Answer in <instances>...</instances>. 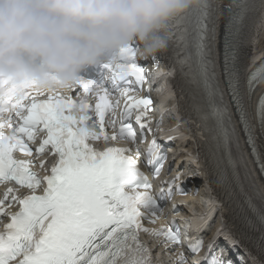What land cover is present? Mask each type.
Returning <instances> with one entry per match:
<instances>
[{
    "label": "snow or ice",
    "instance_id": "snow-or-ice-1",
    "mask_svg": "<svg viewBox=\"0 0 264 264\" xmlns=\"http://www.w3.org/2000/svg\"><path fill=\"white\" fill-rule=\"evenodd\" d=\"M220 7L215 0H199L165 25L161 39L183 81L193 135L203 146L211 182L224 202L238 210L242 225L258 234L255 246L264 260V195L247 170L213 60ZM222 9L224 83L264 176L242 83L243 46L252 23L264 13V0H226ZM138 51L132 44L114 62L102 65L98 78L79 77L68 89L70 95L62 88L35 90L34 84L24 85L21 92L0 82V186L5 188L0 195V264H161L141 234L160 241L165 249L176 246L174 264H188L179 251L176 222L155 227L173 190L172 185L167 192L162 187L154 197L142 171V166L148 167L158 178L167 157L156 139L164 130L163 116L155 120L153 131V101L140 94L148 80L137 63ZM260 84L264 62L247 76L249 100ZM256 118L264 128V96ZM149 135L144 161L137 138L145 143ZM119 144L133 147L112 146ZM48 156L55 158L50 167ZM21 191L28 194L21 196ZM176 193L183 195L184 190L177 187ZM16 206L18 211H8ZM202 247L199 239L188 250L198 254ZM213 248L209 245L205 264H225L211 255Z\"/></svg>",
    "mask_w": 264,
    "mask_h": 264
},
{
    "label": "clouds",
    "instance_id": "clouds-1",
    "mask_svg": "<svg viewBox=\"0 0 264 264\" xmlns=\"http://www.w3.org/2000/svg\"><path fill=\"white\" fill-rule=\"evenodd\" d=\"M199 0H0V82L23 91L62 88L136 44L166 49L165 25Z\"/></svg>",
    "mask_w": 264,
    "mask_h": 264
},
{
    "label": "bare ground",
    "instance_id": "bare-ground-1",
    "mask_svg": "<svg viewBox=\"0 0 264 264\" xmlns=\"http://www.w3.org/2000/svg\"><path fill=\"white\" fill-rule=\"evenodd\" d=\"M226 2V0H218V5H220V10L217 13L218 19L216 21V27L218 30H220L223 27L224 24V14H221V10L223 4ZM218 36H221V32L217 31ZM264 13H261V15L258 17V19L252 23V26L250 28V34L247 37V41L243 46L244 52H249L251 55H254L253 52H261L264 50ZM220 48L217 50L219 53ZM219 57V55H218ZM254 63H257V59H255L254 56L251 57L249 61H246L245 64L253 65ZM220 64V62H219ZM221 71V68H220ZM182 92H184L182 87ZM185 93V92H184ZM175 102H173L171 105H174ZM178 106L181 107L183 110L181 112V115L183 116V125L186 124L190 118V110L188 108V102L182 103L181 100L177 102ZM235 108V107H233ZM254 134H258L259 138V154L261 156V160L264 162V128H261L260 126L256 125L253 127ZM256 144L258 145V142L256 141ZM189 151L192 154H197L196 157H192L195 159V163L197 165L204 164L206 167V175L204 177V184L202 182H199L200 186V193L197 195L195 200L191 201V204H193L195 212L199 215V218L201 221H203L205 224H211L213 219L215 218V221H217L212 227H204L209 232V237H207V243L205 250L203 251V255L207 252H209V245H214L213 251L211 255H215L218 258H221L222 260L228 259L233 264H260L258 258H254L250 254V247L247 241L248 238V230H245L239 226L238 221L234 219V217L237 215L238 210L234 208V206L231 207L230 214L228 215L227 211H222L220 208V204H224V199L220 194V189L217 188L215 184L211 182V175L210 170L208 167V161L205 157L203 146L200 142V140H197L195 143H190ZM262 154V155H261ZM192 158H188V162H192ZM185 169L188 167L185 165ZM253 169V175L258 176L256 170L254 169V166H252ZM195 180V179H194ZM260 188L259 191L262 195H264V185L261 182V179L258 178ZM211 192L207 197L209 198V202L205 203V199L207 198L204 191ZM200 197H203V199H199ZM193 217L192 214L188 215V219H191ZM225 220V221H224ZM235 221V223H234ZM189 241V237L187 233L185 232L184 237L182 239V249L184 246L187 245ZM210 241V242H209ZM201 255L200 257H202ZM205 256V255H204ZM170 260H166L165 262H169ZM193 264H200V258L198 260H194Z\"/></svg>",
    "mask_w": 264,
    "mask_h": 264
},
{
    "label": "rangeland",
    "instance_id": "rangeland-1",
    "mask_svg": "<svg viewBox=\"0 0 264 264\" xmlns=\"http://www.w3.org/2000/svg\"><path fill=\"white\" fill-rule=\"evenodd\" d=\"M263 46H264V44H263Z\"/></svg>",
    "mask_w": 264,
    "mask_h": 264
}]
</instances>
